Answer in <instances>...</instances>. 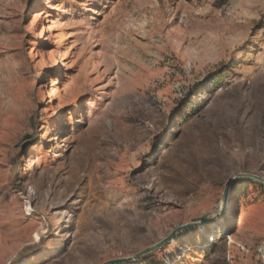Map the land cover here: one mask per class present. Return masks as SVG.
<instances>
[{"label":"rangeland","instance_id":"374dc122","mask_svg":"<svg viewBox=\"0 0 264 264\" xmlns=\"http://www.w3.org/2000/svg\"><path fill=\"white\" fill-rule=\"evenodd\" d=\"M264 0H0V264H264Z\"/></svg>","mask_w":264,"mask_h":264},{"label":"water","instance_id":"95a60500","mask_svg":"<svg viewBox=\"0 0 264 264\" xmlns=\"http://www.w3.org/2000/svg\"><path fill=\"white\" fill-rule=\"evenodd\" d=\"M243 179L244 180H254V181H257L260 185L264 186V178L260 177L258 175L247 174V173L242 174L241 173V174H237V175L232 176L225 185L221 210L217 213L216 216H214L212 218V220H216L221 215V213L223 212V210L226 206L230 190H232V188L234 187V185L237 181L243 180ZM202 222H207V221L206 220L197 221V222H193V223H189V224H186L184 226H181V227L175 229L170 235H168L166 238L159 241L158 243H155V244H153V245H151L145 249H142L133 255L109 259V260L103 262L102 264H121V263L139 260L142 257L148 255L149 253H152L154 251H158L159 249L163 248L166 244L171 242V240L174 238V236L176 235V233L180 229H182L184 227H188L190 225H198V224H201ZM263 254H264V249H263Z\"/></svg>","mask_w":264,"mask_h":264}]
</instances>
